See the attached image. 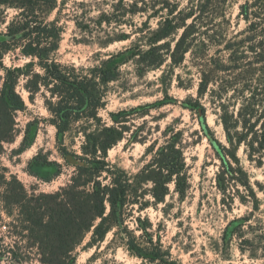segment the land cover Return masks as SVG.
I'll return each mask as SVG.
<instances>
[{"label": "trees", "instance_id": "trees-1", "mask_svg": "<svg viewBox=\"0 0 264 264\" xmlns=\"http://www.w3.org/2000/svg\"><path fill=\"white\" fill-rule=\"evenodd\" d=\"M218 1L206 0L205 4L189 6L190 10L186 12L180 10V0H119L113 7L124 10L119 13L122 18L126 13L147 16L152 6H160L159 11L167 8L168 18L156 32L150 30L148 20L143 21L137 26L138 37L130 46L87 66L63 63L58 59L64 32L59 15L65 1L58 16L48 21L45 14L58 8V0H0V5L19 10L7 30L0 31V65L4 71L0 88V213L11 218L7 226L11 241L6 242L0 237V264H33L35 259L40 264H77V250L90 232L91 240L85 246L88 248L102 243L112 231V241L122 243L132 255L151 264H181L161 241L155 239L150 217L136 216V212L142 213L150 206L166 202L170 184L175 185L180 196L187 194L190 177L182 133L173 132L159 146L154 140L146 149V163L132 173L109 161L108 151L125 138L122 123L135 111L153 105L113 112L110 115L112 124L105 122L99 112L107 104L112 83L119 80L123 66L129 62L134 61L143 71L161 68L168 58L171 66L181 65L195 47L194 39L187 40V31L203 17L202 12ZM198 7L200 10H195ZM241 8L250 21L248 7L242 5ZM106 11L101 20L104 16L103 21L112 23L115 17L121 22L118 16ZM189 18L193 19L190 24ZM181 26L185 32L172 48L167 38ZM259 27V23L251 22L249 28L253 34L239 40L225 41L220 33L213 43L224 44L222 50L218 49L210 57L204 53L195 55L194 62L200 69L198 97L185 100L186 107L197 114L203 134L215 142L214 133L206 122L207 108L201 98L210 90L216 99L214 104L220 111L229 143L219 142L217 155L221 163L217 185L224 194V201L228 198L234 201L238 197L241 202L251 205L252 210L232 221L228 229L231 227V236L243 238L244 249H250L254 258H264V219L262 216L255 218V212L261 211L262 199L258 191L264 193V183L252 180L238 152L243 146L246 158L256 167L264 168V40L255 42L261 31ZM163 40L165 42L161 43ZM202 44L207 46L205 42ZM16 48H20L26 62L5 66V55ZM245 48L254 55L249 56ZM222 51L228 52L226 58L217 56ZM236 71L240 72L231 77ZM20 84L29 93L31 102L38 96L43 98L49 113L47 120L55 126L62 150L68 149L67 136L83 137L81 153H73L80 163L76 164L69 182L51 193L30 191L16 175H8L2 165L5 144L14 142L19 133L17 114L28 107L18 91ZM211 84L216 87L210 88ZM237 85H241V89L235 91L240 92L242 104L235 116L231 104L226 103L223 96ZM33 125V121L28 122L17 152L27 147ZM53 166L60 165L43 158L40 153L30 162L29 173L40 175L34 169ZM59 174L57 168L54 175ZM50 179V176L44 177L46 181ZM130 221L136 228H131ZM137 231L141 233L137 234ZM250 234L252 236L248 237Z\"/></svg>", "mask_w": 264, "mask_h": 264}, {"label": "rangeland", "instance_id": "rangeland-1", "mask_svg": "<svg viewBox=\"0 0 264 264\" xmlns=\"http://www.w3.org/2000/svg\"><path fill=\"white\" fill-rule=\"evenodd\" d=\"M118 1L58 0V8L45 14V17L48 21L55 19L63 3L59 15V24L64 28L58 51V59L61 62L87 66L98 63L100 58L130 46L138 37L137 26H141L143 21L148 20L150 30L156 32L161 23H165L168 18V9L159 11L160 6H152L147 16H134L124 12L126 15L122 18L119 13L124 10L120 7L115 10L113 7ZM191 1L180 0V10L188 12L189 6L206 3V0ZM242 5L248 7L250 21L241 11ZM198 8L195 10L198 11L201 7ZM126 9L129 10V7ZM104 11L118 16V21L121 22H117L115 17L111 20L112 23L103 21L104 16L101 20ZM18 13L19 10L15 7L0 5V31H6L8 24ZM202 15L203 17L195 22V26L187 31V40L194 39L195 47L192 53H187L181 65L171 66V59L168 58L161 68L150 71H143L134 61L123 66L120 78L112 83L107 104L100 110L99 115L105 122L112 124L110 115L113 112L131 110L145 104H152L153 107L140 112L135 111L122 123L126 130L125 138L109 149L108 160L135 173L146 163V149L154 140H157L159 146L164 144L173 132L182 133L190 177L187 194L180 196L175 190V185L170 184V194L166 202L156 207L150 206L142 213L136 212V216L142 214L150 217L155 239L161 241L164 248L169 249L181 264H264V258L252 257L250 249H244L243 238L231 236V227L228 229L232 221L245 216L252 208L250 204L241 202L238 197L234 201L229 198L227 202L224 201V194L217 185L216 176L221 163L217 155L219 142L223 145L229 143L220 119V111L214 104L216 99L210 90L201 98V102L207 108L206 122L214 133L215 142H211L203 134L197 114L185 105L187 98L198 97L200 69L194 62V56L204 53L210 57L215 55L218 49L222 50L224 44L213 43L214 39L219 38L220 33L223 34L225 41L246 38L253 34L249 28L251 22H257L261 31L257 34L255 42L264 40V0H220L202 12ZM192 21L193 19L189 18L187 22L190 24ZM184 32L181 26L167 38L172 48ZM202 42L207 46H203ZM246 52L249 56L254 55L250 49ZM217 56L226 58L228 52L222 51ZM25 62L20 48L10 51L4 57L5 66L21 65ZM260 66L261 64L257 65L258 68ZM239 72H234L231 77ZM3 75L4 71L0 65V88ZM257 76L256 73L255 77ZM242 82L240 81L241 84ZM214 87L216 86L210 85V88ZM238 89H241V85L230 88L223 96V100L231 104L230 109L235 116L238 115L242 104L240 92L235 91ZM18 91L26 99L28 107L17 114L19 133L14 142L5 144L2 165L8 175H16L30 191L34 189L38 193L57 191L69 182L75 171L76 164L70 155L74 157L73 153H81L83 137H76L74 140L72 136H67L65 142L68 149L62 150V145L58 143L56 137V128L47 120L49 113L43 98L38 96L35 102H31L28 98L29 93L22 84L18 86ZM30 121H33L34 125L29 134L28 145L19 153L17 150L21 147ZM40 153L43 158L57 162L60 166L36 168L34 170L40 175L30 174L29 164ZM238 153L250 171L252 180L264 183V168L256 167L246 158L243 146ZM74 159L77 160L75 157ZM57 168L60 170L58 176L54 175ZM46 176H50V181L44 180ZM258 195L262 199V204L261 211L255 212V218L262 216L264 219L262 212L264 193L259 190ZM9 222L11 218L1 212L0 237L6 242L11 241L7 228ZM129 224L131 228H136L134 222L130 221ZM140 233L141 231H137V234ZM91 236L90 232L83 245L78 248L77 264H151L132 255L119 241H112L113 231L108 233L102 243L90 248L85 247ZM250 236L252 235H248ZM33 264L40 263L35 259Z\"/></svg>", "mask_w": 264, "mask_h": 264}, {"label": "water", "instance_id": "water-1", "mask_svg": "<svg viewBox=\"0 0 264 264\" xmlns=\"http://www.w3.org/2000/svg\"><path fill=\"white\" fill-rule=\"evenodd\" d=\"M219 150H220V148H219ZM70 158L74 160L75 164H79L80 163V162H78V160H75L72 155H70Z\"/></svg>", "mask_w": 264, "mask_h": 264}]
</instances>
